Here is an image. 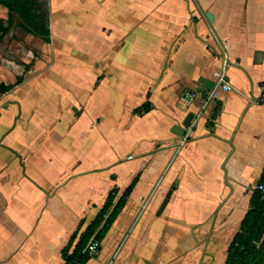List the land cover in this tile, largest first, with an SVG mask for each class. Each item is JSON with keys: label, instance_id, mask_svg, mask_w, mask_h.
Segmentation results:
<instances>
[{"label": "crops", "instance_id": "crops-1", "mask_svg": "<svg viewBox=\"0 0 264 264\" xmlns=\"http://www.w3.org/2000/svg\"><path fill=\"white\" fill-rule=\"evenodd\" d=\"M28 2L50 36L0 2V264H66L135 178L85 264H224L264 171V0Z\"/></svg>", "mask_w": 264, "mask_h": 264}, {"label": "trees", "instance_id": "trees-1", "mask_svg": "<svg viewBox=\"0 0 264 264\" xmlns=\"http://www.w3.org/2000/svg\"><path fill=\"white\" fill-rule=\"evenodd\" d=\"M0 2L8 5L13 10H19L30 24L29 29L32 32L50 36V29L48 27L33 23L32 10L29 2L24 5L23 10H20L19 6L15 3L12 5V0H0ZM22 81L23 79L21 78L16 84ZM16 84L0 83V92H7ZM144 108L148 110L147 106H144ZM216 111H219L218 107ZM136 183L137 178H135L133 183L124 191L121 199L111 210L117 193V189H114L113 192L108 195L107 201L96 219L79 235L82 223L80 224L79 228L71 236L68 245L63 249L66 264L87 263L93 255L84 251L86 247L85 244L96 233L100 226L95 239L99 242L103 239L119 212L123 209L126 198L130 195ZM259 183L264 184V171ZM173 188H175V186ZM171 195L172 189L162 204L159 213L167 206ZM250 204L251 207L242 219L239 230L229 244L227 258L224 264H264V190L254 189L250 198ZM100 247L101 246H99V249Z\"/></svg>", "mask_w": 264, "mask_h": 264}, {"label": "built area", "instance_id": "built-area-1", "mask_svg": "<svg viewBox=\"0 0 264 264\" xmlns=\"http://www.w3.org/2000/svg\"><path fill=\"white\" fill-rule=\"evenodd\" d=\"M214 76H215V86L213 87L212 90L209 91L203 105H202V110L211 102L213 101V99L215 98V94H216V91L218 89H223V90H229L232 88L231 84L229 81L226 80V75L224 73H221V72H215L214 73ZM193 97V92L192 91H186V93L184 94V103L185 104H188L191 99ZM261 100H264V92L263 94L261 95ZM202 111H200L196 117L193 119L190 127H188L186 129V133H185V137L187 136V134L189 133L192 125L197 121L198 119V116H200ZM255 189H258V190H264V184L262 183H257ZM99 246H100V242L94 238H92L90 240V242L86 245L84 251L86 252H89L90 254L92 255H95L99 252ZM80 264V263H78Z\"/></svg>", "mask_w": 264, "mask_h": 264}, {"label": "water", "instance_id": "water-1", "mask_svg": "<svg viewBox=\"0 0 264 264\" xmlns=\"http://www.w3.org/2000/svg\"><path fill=\"white\" fill-rule=\"evenodd\" d=\"M200 82L203 83L204 87L208 90H212L215 86V82L212 79L201 77ZM196 117V113L193 111H190L187 113L186 117L184 118L181 126H175L173 127V132H175L179 136H184L186 133V129L190 127L193 119Z\"/></svg>", "mask_w": 264, "mask_h": 264}, {"label": "rangeland", "instance_id": "rangeland-1", "mask_svg": "<svg viewBox=\"0 0 264 264\" xmlns=\"http://www.w3.org/2000/svg\"><path fill=\"white\" fill-rule=\"evenodd\" d=\"M255 189V188H254ZM90 241V239H89ZM89 241L85 244L87 245L89 243ZM229 247V246H228ZM222 250H223V246L218 245V248L215 250V254L212 255V259L211 260H207L205 261L204 264H223V262L220 259V255L222 254ZM228 250V249H227ZM227 258V257H226ZM226 261V260H225ZM208 262V263H207ZM225 263V262H224Z\"/></svg>", "mask_w": 264, "mask_h": 264}]
</instances>
